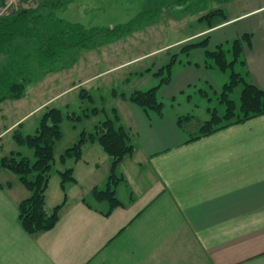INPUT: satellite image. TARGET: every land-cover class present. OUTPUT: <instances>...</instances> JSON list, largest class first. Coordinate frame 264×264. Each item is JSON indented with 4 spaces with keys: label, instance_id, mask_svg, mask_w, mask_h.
<instances>
[{
    "label": "crops",
    "instance_id": "1",
    "mask_svg": "<svg viewBox=\"0 0 264 264\" xmlns=\"http://www.w3.org/2000/svg\"><path fill=\"white\" fill-rule=\"evenodd\" d=\"M51 1L23 0L16 10ZM221 11L217 20L207 18L206 27L176 42L181 43L180 52L195 51L193 59L173 54L153 67L136 69L138 80L123 93L122 106L115 107L134 146L115 166L119 205L110 208L94 195L96 188L107 187L113 168L110 154L101 183L86 189L81 185L82 163L92 173L100 167L99 158H84L88 142L82 158L67 164L74 167L77 180L64 187L59 173L60 192L52 199L49 181L46 207L51 212L63 204L59 221L48 231L31 234L20 215V204L31 192L21 179L0 169V264H264V114L191 140L193 135L178 122L191 113L165 108L160 115L129 98L136 90L158 86L159 99L163 91L176 99L209 74L207 56L219 48L228 61L236 59L234 72L264 90V1L232 16ZM235 41L240 45L237 58ZM240 61L246 73L236 71ZM175 68L180 70L177 75ZM156 75L161 76L157 85L143 89ZM166 76L170 79L163 82ZM211 82L209 78L206 87L220 94L228 83L220 87ZM200 92L209 95L204 86ZM89 194L104 208L89 201Z\"/></svg>",
    "mask_w": 264,
    "mask_h": 264
},
{
    "label": "rangeland",
    "instance_id": "2",
    "mask_svg": "<svg viewBox=\"0 0 264 264\" xmlns=\"http://www.w3.org/2000/svg\"><path fill=\"white\" fill-rule=\"evenodd\" d=\"M53 1L57 0L51 2ZM64 1V5L56 9L57 16L68 21L82 23L88 28L111 29L132 22L141 12L153 9L156 11L152 16H147L144 22L141 19L128 33L118 36L96 35L90 46L79 47L75 53L70 52L64 56L61 64L65 67L46 73L40 81H37L38 83L30 84L25 96L7 99L0 103V133L8 129L0 136V156L15 153L18 157H28L32 162L36 159L34 148L27 141H19L18 136L26 138L28 135L35 134L43 115L49 109L58 108L61 111L62 135L55 143L56 159L50 178L51 199L56 197V191L60 192L59 169L65 168L61 162V155L80 139L83 131L94 132L100 121L108 117L116 118L115 107L122 106L123 93L133 89V85L139 78L136 76V69L153 67L164 57L173 54L176 55L175 58L179 54V59L183 60H187L190 54L193 59L195 51L180 52L181 43L176 44V42L206 27L209 21L207 18L201 19L203 16L217 9H225L227 14L232 16L242 8L264 0ZM214 20L217 19L214 18ZM185 44L187 43L182 45ZM147 53L151 54L141 57ZM137 57L140 58L132 60ZM228 57L233 58L230 54ZM74 59L76 60L73 62ZM207 61L211 65L208 66L209 74L203 78L201 83L192 86L185 93L181 92L176 99H168L165 96L167 91H163V98L160 97L165 104L164 109L171 112L191 113L192 117L183 119V126L189 137L196 135L199 126L210 119L215 110L222 116L227 112V105L221 100V94L216 93L210 85L206 86L210 78L213 83L223 87L226 82H230L233 69L228 67L222 70L210 56H207ZM126 62L128 64H125ZM175 69L174 73L179 74L180 70ZM235 69L246 73L241 61L235 63ZM156 77L161 79V76L156 75L154 79L144 84L143 89L157 85L156 82L160 80ZM203 86L207 89L208 96L200 92ZM243 87V82L235 85L229 95L235 101L236 113H240L241 110ZM236 118L237 116L233 117V119ZM88 144L85 147L84 158H99L100 167L92 173L88 172L90 170L85 163L80 165L83 166L79 175L84 189L93 185L95 181L101 183L107 166L110 164L106 160L111 159L99 143L93 145L89 142ZM5 170L20 180V176L12 170L8 168ZM100 185L101 188L106 187L105 184ZM85 197L95 205L104 208V205L97 202L92 194Z\"/></svg>",
    "mask_w": 264,
    "mask_h": 264
},
{
    "label": "trees",
    "instance_id": "3",
    "mask_svg": "<svg viewBox=\"0 0 264 264\" xmlns=\"http://www.w3.org/2000/svg\"><path fill=\"white\" fill-rule=\"evenodd\" d=\"M181 0L179 2H183ZM64 0H57L50 5L16 10L0 19V103L7 99L25 96L28 85L39 81L43 75L65 67L61 64L64 56L74 52L79 47H88L96 35H122L132 31L136 23L147 16H152L156 10H147L130 23L121 24L111 29L98 27L88 28L79 22L68 21L56 14V9L64 5ZM222 9L210 11L202 17L218 18ZM160 11V10H158ZM157 13V12H156ZM220 18V17H219ZM194 46L198 44H193ZM239 42L234 43V55L238 57ZM222 70L232 67L236 59L228 61L226 51L219 48L209 52ZM76 59L73 60V62ZM72 62V63H73ZM172 62L165 67L171 66ZM170 76L162 79L168 82ZM243 82L241 94V110L236 113V104L229 95L234 86ZM84 95V94H83ZM131 101L142 106L145 110H153L158 114L164 113L165 104L158 98V86L146 91L136 90L129 95ZM221 100L227 105L224 116L215 110L212 117L199 126V131L191 140L211 135L233 124L246 122L264 114V90L255 84L246 82L244 77L234 72L231 80L222 89ZM237 116L236 119H233ZM182 116L178 122L183 125ZM232 118V119H231ZM62 113L58 108L49 109L42 117L37 132L26 138L18 136L19 141H27L34 148L35 161L28 157H18L12 153L0 158V169L8 168L20 176L21 181L31 194L20 204V215L23 227L31 234H39L52 229L60 219L63 204L57 205L51 212L46 207V191L51 178L55 156V143L61 137ZM224 120V122L222 121ZM99 140L105 151L113 158V168L105 189H95L96 199L108 201L113 208L120 204L116 197L114 183L119 179L115 173V166L127 155L134 146L129 132L116 118L108 117L96 125L94 132L83 131L80 139L61 155V162L65 168L59 169L62 185L76 181L74 167L68 162L79 161L83 156L84 145Z\"/></svg>",
    "mask_w": 264,
    "mask_h": 264
},
{
    "label": "built area",
    "instance_id": "4",
    "mask_svg": "<svg viewBox=\"0 0 264 264\" xmlns=\"http://www.w3.org/2000/svg\"><path fill=\"white\" fill-rule=\"evenodd\" d=\"M23 0H5L4 3L0 4V19L10 14L13 8L19 5ZM32 1V0H29Z\"/></svg>",
    "mask_w": 264,
    "mask_h": 264
}]
</instances>
